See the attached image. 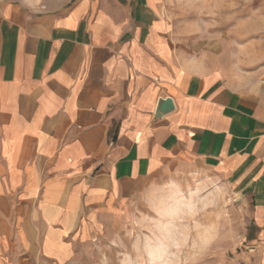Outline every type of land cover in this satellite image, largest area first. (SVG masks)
<instances>
[{"label": "crops", "instance_id": "crops-1", "mask_svg": "<svg viewBox=\"0 0 264 264\" xmlns=\"http://www.w3.org/2000/svg\"><path fill=\"white\" fill-rule=\"evenodd\" d=\"M185 176L241 196L264 264V0L0 2V264Z\"/></svg>", "mask_w": 264, "mask_h": 264}, {"label": "rangeland", "instance_id": "rangeland-1", "mask_svg": "<svg viewBox=\"0 0 264 264\" xmlns=\"http://www.w3.org/2000/svg\"><path fill=\"white\" fill-rule=\"evenodd\" d=\"M133 203L77 243L66 261L37 254L31 263L5 257L3 264H259L247 203L228 183L185 176L149 188Z\"/></svg>", "mask_w": 264, "mask_h": 264}, {"label": "water", "instance_id": "water-1", "mask_svg": "<svg viewBox=\"0 0 264 264\" xmlns=\"http://www.w3.org/2000/svg\"><path fill=\"white\" fill-rule=\"evenodd\" d=\"M172 108V100L170 98H167L165 100H160L158 103L157 110L158 112H165L166 110H169Z\"/></svg>", "mask_w": 264, "mask_h": 264}]
</instances>
